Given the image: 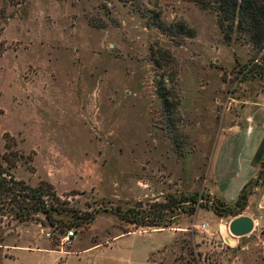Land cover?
<instances>
[{"label":"rangeland","instance_id":"rangeland-1","mask_svg":"<svg viewBox=\"0 0 264 264\" xmlns=\"http://www.w3.org/2000/svg\"><path fill=\"white\" fill-rule=\"evenodd\" d=\"M234 34L192 0H0V166L58 197L50 219L0 215V264H264V220L231 235L248 201L214 189L233 127L264 122V47Z\"/></svg>","mask_w":264,"mask_h":264},{"label":"trees","instance_id":"trees-1","mask_svg":"<svg viewBox=\"0 0 264 264\" xmlns=\"http://www.w3.org/2000/svg\"><path fill=\"white\" fill-rule=\"evenodd\" d=\"M123 2H129L132 0H120ZM203 10H212L216 14V22L219 27L223 39L225 42L232 40V33L234 38L243 43L251 44L257 50H261L264 47V0H192ZM176 33H184L191 35V30L187 29L183 22L176 24ZM165 55V54H164ZM166 64L172 62L169 55L164 56ZM156 66L161 68L162 66L157 62ZM172 71V76H174ZM162 103L167 109L172 106L168 97L164 94H160ZM262 170L259 171L256 179L260 183L264 180V162L261 166ZM262 173V174H261ZM257 184V183H256ZM248 185H245L241 190L234 207L243 209L247 201L246 192ZM52 190L51 186L46 183H40L36 187H31L21 180L15 179L11 174L7 173L0 166V215L3 213H11L19 221H25L32 219V216L37 212L43 213L47 219H50L53 211L57 212L58 209L53 206L51 202H47L44 196H52V199H58L56 194ZM197 194H193L189 197L180 196L179 198L167 197L163 202L153 203L159 210L155 214L158 220L165 218V211H173V207L179 206L181 203L189 201L191 206L187 212L193 214L195 211L194 204L197 202ZM223 203V202H222ZM226 205L225 203H223ZM231 206V205H226ZM213 211L217 214H221L217 207L213 208ZM129 213V212H128ZM125 211L120 217L126 219L128 215ZM238 212L233 215H237ZM136 215V214H133ZM136 217V216H135ZM92 216L89 215L85 219L89 221ZM136 221V220H135ZM159 221L156 225H160ZM151 224H148L150 226ZM166 224H164L165 226ZM192 253V252H191ZM198 259L201 254L196 252ZM193 264H197L194 262Z\"/></svg>","mask_w":264,"mask_h":264},{"label":"crops","instance_id":"crops-1","mask_svg":"<svg viewBox=\"0 0 264 264\" xmlns=\"http://www.w3.org/2000/svg\"><path fill=\"white\" fill-rule=\"evenodd\" d=\"M233 129L241 138L232 149H228L223 166L225 170H233L234 175L223 177L214 188L219 200L226 205H229L228 202L235 203L243 187L256 179L264 162V122L254 121L246 128L234 126ZM247 201L249 212L243 214L251 218H255L253 214H258L264 220V180L248 193Z\"/></svg>","mask_w":264,"mask_h":264},{"label":"water","instance_id":"water-1","mask_svg":"<svg viewBox=\"0 0 264 264\" xmlns=\"http://www.w3.org/2000/svg\"><path fill=\"white\" fill-rule=\"evenodd\" d=\"M254 222L246 215L233 218L228 225V230L235 237L245 236L253 230Z\"/></svg>","mask_w":264,"mask_h":264},{"label":"built area","instance_id":"built-area-1","mask_svg":"<svg viewBox=\"0 0 264 264\" xmlns=\"http://www.w3.org/2000/svg\"><path fill=\"white\" fill-rule=\"evenodd\" d=\"M201 227H204V225H202ZM73 232L72 231H68L66 232L63 237H62V241L63 242H69L70 238L73 237Z\"/></svg>","mask_w":264,"mask_h":264}]
</instances>
